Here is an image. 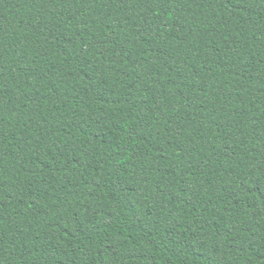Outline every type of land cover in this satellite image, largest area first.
Listing matches in <instances>:
<instances>
[{
    "label": "trees",
    "instance_id": "trees-1",
    "mask_svg": "<svg viewBox=\"0 0 264 264\" xmlns=\"http://www.w3.org/2000/svg\"><path fill=\"white\" fill-rule=\"evenodd\" d=\"M0 264H264V0H0Z\"/></svg>",
    "mask_w": 264,
    "mask_h": 264
}]
</instances>
